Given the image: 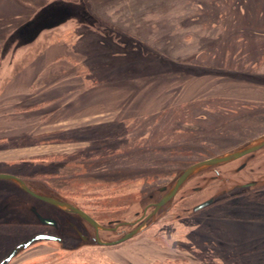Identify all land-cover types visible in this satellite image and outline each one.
<instances>
[{
    "label": "rangeland",
    "instance_id": "obj_1",
    "mask_svg": "<svg viewBox=\"0 0 264 264\" xmlns=\"http://www.w3.org/2000/svg\"><path fill=\"white\" fill-rule=\"evenodd\" d=\"M49 1L0 0V53L14 29L23 28L22 38L38 30L42 18L32 22L30 16L35 6ZM61 1L58 8L67 14L82 2L103 34L71 20L37 33L29 47L12 56L4 50L0 66L15 68H0V124L30 132L9 139L0 133V147L20 146L14 162L50 153L57 162L60 153L79 148L102 155L92 172L73 158L44 168L62 172L55 176L64 178L50 181L68 192L67 202L102 220L120 212L108 208L119 202L127 205L126 217L132 220L158 201L159 188L169 186L183 168L264 135V0ZM41 52L43 68L34 79ZM118 82L126 83L111 86ZM93 86L108 90L97 93ZM30 103L39 104L30 109ZM7 113L14 122L6 120ZM37 145L45 147L37 150ZM252 180L251 190L264 186V147L199 172L176 194L172 210L112 247H79L62 214L15 189L43 215L55 217L62 235L73 238L65 249L36 244L10 264H167L175 258L193 264H264V198L234 197L191 212L209 198L220 200L223 188ZM99 235L103 241L112 238ZM212 240L221 246L215 248Z\"/></svg>",
    "mask_w": 264,
    "mask_h": 264
},
{
    "label": "flooded vegetation",
    "instance_id": "obj_2",
    "mask_svg": "<svg viewBox=\"0 0 264 264\" xmlns=\"http://www.w3.org/2000/svg\"><path fill=\"white\" fill-rule=\"evenodd\" d=\"M60 2H61V0H51L47 3L39 4V5H37V8H35L36 10L35 11L33 10L32 15L30 17H32L36 12H38V10H42L39 14L40 15L44 14V15L42 17H40V15H38V17L42 18V20H43L41 25L46 20H49L52 23L54 22L55 23L54 25H56L57 27H59L63 24L69 23L71 21V18H65V13L62 12L60 10V8H58L59 7L58 5H60ZM74 5L76 6L74 14L76 12L81 13V11H79V10L81 9L82 2L78 1ZM80 13H79L80 18L76 17V18H78V20L76 22L80 26L90 28L91 30L95 29V30L99 31L98 30L99 26L95 20H92V18H90L89 16H85L82 13L81 14ZM41 25L39 26L38 29H40ZM14 30H13V33L17 31V30L16 31H14ZM99 32H101L103 34L102 31H99ZM11 35L12 36H10V37H12V38L9 39L10 40L9 44L6 46L7 47L6 52L8 54H11V56L14 55L19 49H26L27 47H29V45H31L34 42V39H31V40L28 39V41H26V44L21 45V41L25 38H22L19 35H14V36H13V34H11ZM28 36L29 35H27L26 37H28ZM36 36H38V35H36ZM23 42H25V40ZM0 68H2L3 70H9L10 71L11 69L15 68V66H0ZM100 86H102V85H100ZM93 88H95V89H93ZM100 88H102V87L93 86L91 91L98 89L97 90V93H98V92H101L102 90H108V88L103 87L99 91ZM106 154H109V153H106ZM59 155L61 156L62 159L57 161V162L51 160V159H53L52 158L53 155L51 153L50 154H44V155L30 156V157H28V159L22 158V159L18 160L17 162H14V161L6 162L7 164L3 163L5 165L2 166V167L5 166V169H1L2 167L0 168V174H6V175H10V176H14V177L18 178L20 181H22L24 183V185L30 191H32L35 194L50 195L47 191H42V190H38L35 188L34 184L39 183V184L43 185L44 186L43 188H45L46 190L50 189L53 192L59 194V196H55V195H50V196H55V197L59 198L60 200L67 202L64 199L68 197L67 196L68 192L65 191V189L62 188L60 185L57 186L54 184V182H51V181H53V179H59L60 180L61 178H64L62 176L63 174L61 176H57V177L55 176L56 174L62 173V172L52 171V170H51V172H47L44 170V168L45 169L48 168V166H49L48 164H51V163L52 164L58 163V165L64 164L67 161L66 158H68V159L73 158L75 164L77 163L78 165H85L87 167V169L92 172L91 167L94 164H96V162H99V160H100L99 157L102 155H100L99 153H96V155H94L91 148L86 152H83V150L79 148L78 152L60 153ZM84 163H87L88 165H86ZM64 167H66V166H64ZM39 168H42L44 171H42ZM242 168H243L242 170L245 169L244 166ZM50 178L52 179L51 181H50ZM250 181L244 182L243 185H241L240 183L237 182L238 185L237 186L234 185L232 188L231 187L228 188L229 189L228 191L226 190L227 188L226 189L223 188V191H221L223 194L217 197V199H220V200L213 202L209 206L224 203V202H226L229 199L234 198V197H237L238 199H239V197L247 198V199H251L253 197L264 198V186L257 187L255 189L251 190L248 186H245ZM15 189L19 190L21 193L25 194L27 197H29L33 200L45 203V202L35 198L31 194L27 193L23 189H21L19 187V185L16 184L15 182H13L11 180H0V239H2V241L5 244V246L0 245V262L7 256V254L15 246L20 244L25 239H27L31 236H34V235H49V236L56 238V240L37 242V243L29 246L25 250L19 252L16 256L11 258L7 264H10L13 260L18 258V256H20V254L27 251L28 249L35 246L36 244L52 243V244H56L59 247H62L64 249L70 248L68 246V243L70 242V244H71V240L69 241V239L73 238V236L71 234L65 235V233H64V235H62V233L60 231V229H61L60 225L61 224L58 222V220L55 217L43 215L37 208H35L32 205L30 200L26 199L23 195H19V194L15 193ZM205 190L210 192V193L213 191L212 186L206 187ZM224 190H226V191H224ZM243 190H246V191L243 192ZM236 191H237V193H236ZM69 203H71V202H69ZM45 204H48V203H45ZM71 204L73 207H76L77 209L81 210L83 213H85L87 216H89L92 220H94L99 226H101L103 228V229L98 228L96 230L91 224H89L81 216H79V215H77V214H75L69 210H61V209H58V208L48 204L51 207H53L54 210H56L57 212H59L60 214L63 215L62 220H63L64 225H67L70 228L73 235L79 241V244L81 243L80 236H84L86 238V240L91 241V242H95L96 237H98L101 241H103L101 239V236L99 235L100 232L101 233L102 232L107 233V234L111 235L112 238L109 241H114V240L118 239L120 236L129 232L130 230L136 228L142 222V220L145 219L153 210V207L150 205L149 207H146L142 212H135L134 218L132 220H129L126 217L128 215V211H127L128 207H126L127 205L124 206L123 204L121 205V203L118 202L116 206H112V207L109 206L108 208L117 209L120 212H118L117 215L111 214L109 216H106V219L102 220L101 218H97V216H94V214L92 212L86 210L85 207H83L82 205H79L77 202L76 203L72 202ZM109 205H110V203H109ZM175 205L176 204H171L167 210H166L167 206L160 208L157 212V217L160 216L162 213H164V211L168 213L170 210H172L175 207ZM124 209H126V210H124ZM181 209L183 210L184 208H181ZM260 209H263V208H260ZM35 213H38L43 218L53 220L54 224L53 225H44V224L39 223L37 218H36ZM66 216L69 217L68 220L66 219ZM71 220H75V221H71ZM133 222H135V224H133V225H125L124 224V223H133ZM35 229H38V230L43 229V231L41 230V231L33 232V230H35ZM44 230H47V231H44ZM129 240L130 239L123 241L119 244H122L124 242L129 241ZM12 241H13V243H12ZM8 242H11V243L8 244ZM103 242H108V241H103ZM211 243H213L214 246H217L215 248H218L219 246H221L219 240H212ZM119 244H116V245H119ZM116 245H110V246L99 245V247H112V246H116ZM85 246H96V245H85ZM81 247H83V246H81ZM212 256L217 257V254H214V255L212 254ZM191 257H193V256H191ZM193 258H195V257H193ZM186 260L187 259H182L179 261L178 259L175 258L174 260H169V261L167 260L168 261L167 264H171V263L177 264L179 262L180 263L193 264V261H189V260L186 261ZM246 264H248V263H246Z\"/></svg>",
    "mask_w": 264,
    "mask_h": 264
},
{
    "label": "water",
    "instance_id": "obj_3",
    "mask_svg": "<svg viewBox=\"0 0 264 264\" xmlns=\"http://www.w3.org/2000/svg\"><path fill=\"white\" fill-rule=\"evenodd\" d=\"M43 15L44 14H41L40 17H42ZM36 19H37V16H35V18L32 22H34ZM28 25H29V23L26 25V27ZM22 30H23V28L18 30L17 34ZM18 35L20 36V34H18ZM5 45L3 46V49L1 50L0 57H3V55H4ZM35 64L36 65H35V70H34V78L37 77V75L39 74V72L41 71V69L43 67V55H40L37 58ZM124 83H126V82L113 83V84H111V86L121 85ZM44 101H47V100H39V103L44 102ZM38 104H36V105H38ZM36 105H35V103H30L27 106L29 108H32ZM263 147H264V135L253 140V141H251V142L244 144L243 146L237 148L234 151L225 152V153H222L220 155H217V156H214V157L193 163V164L183 168L182 170H180L176 174V176L171 181L169 186L159 188V192L162 194L161 197L158 199V201H156L155 203H153L151 205L153 207L152 212L145 219H143L142 222L136 228H134V229L130 230L129 232L125 233L124 235L120 236L118 239H116L114 241H108V242H103L98 237H96L95 242H91V241L86 240V238L84 236H80L81 243L79 244V247L85 246V245H96V246H99V245H101V246L116 245V244H119L123 241H126L128 239H131V238L141 234L142 232L147 230L150 226H152L156 222L157 212L160 208L167 206L166 207V210H167L170 207L172 200L175 198L176 194L179 192L181 187L191 179V177L195 176L196 174H198L199 172H201L207 168L219 166L222 164L231 163V162L238 160L244 156H247V155H250L256 151H259ZM0 180H11V181L15 182L16 184H18L21 189H23L27 193L31 194L35 198H37V199H39L45 203H48V204H50V205H52L58 209L69 210V211L81 216L84 220H86L89 224H91L96 230L98 228L103 229L94 220H92L89 216H87L85 213H83L81 210L77 209L76 207H73L72 204L69 202H65L63 200H60L59 198H57L55 196L35 194L32 191H30L24 185V183L22 181H20L18 178L14 177V176L6 175V174H0ZM255 184H256V182L253 181V182H249L245 186L252 187ZM213 202H214V198H209V199H207L201 203L196 204L192 208L191 212L195 213V212L209 206ZM35 215H36L38 222L41 224H44V225H53L54 224L53 220L43 218L38 213H35ZM124 224L125 225H133V224H135V222L124 223ZM51 240H56V238L49 236V235L31 236V237L25 239L24 241H22L17 246H15L7 254V256L0 262V264H7L10 261V259L13 258L14 256H16L19 252L25 250L26 248H28L29 246H31L37 242L51 241Z\"/></svg>",
    "mask_w": 264,
    "mask_h": 264
},
{
    "label": "crops",
    "instance_id": "obj_4",
    "mask_svg": "<svg viewBox=\"0 0 264 264\" xmlns=\"http://www.w3.org/2000/svg\"><path fill=\"white\" fill-rule=\"evenodd\" d=\"M41 55H43V61H44V57H45L44 53L41 52ZM34 70H35V68H34ZM41 71H42V69H41ZM40 72H39V74H40ZM38 75H37V77H38ZM33 77H34V74H33ZM37 77H35L34 79H36ZM7 112H9V110ZM75 113H76V111H75ZM1 114H2V111H1V108H0V118L2 117ZM7 114L8 115H6V116L4 115L6 117V120L8 118V119L11 120L10 122H14V120L12 119V116H13L12 113H7ZM13 118L17 119V117H13ZM0 123H1V120H0ZM79 126H81V124H78V126H76V127H79ZM23 127H26V126H23ZM25 129H27V128H25ZM29 130L30 129L24 130L23 128H19V126H14L12 124L11 125L7 124V125H4V126H1V124H0V133L4 132V134H6V135L3 136V138H6V139H9V138H12V137H16L17 135H19L21 133L22 134H29V132H30ZM67 145H68L67 143H63L60 146L65 148V150H66L68 148ZM44 147H45L44 145H37L36 149L39 150L40 148H44ZM52 147H54V146H52ZM9 149L10 148L3 149L2 147H0V164H1V162L6 163V162L13 161L12 159L14 158L13 157L14 154L21 150L20 146H14V147L11 146V149L10 150ZM1 157H3V158H1Z\"/></svg>",
    "mask_w": 264,
    "mask_h": 264
},
{
    "label": "trees",
    "instance_id": "obj_5",
    "mask_svg": "<svg viewBox=\"0 0 264 264\" xmlns=\"http://www.w3.org/2000/svg\"><path fill=\"white\" fill-rule=\"evenodd\" d=\"M62 3V1L60 2V4ZM33 4V3H32ZM36 8H37V6H35ZM36 9H34V11H35ZM42 10H38V12H36L32 17H35V16H37L38 17V15H40L39 13L41 12ZM79 11H81V13L83 14V15H85V16H89L87 13H86V11H85V9H84V6L82 5L81 6V9L79 10ZM79 13L80 12H76L75 14L73 13V14H67V13H65V18H71V20H75V21H77L78 20V18H76V17H79L80 15H79ZM80 13V14H81ZM78 14V15H77ZM90 17V16H89ZM80 18V17H79ZM55 23L53 22H50L49 20H46V21H44V23L41 25V27H40V29H38L37 31H35L34 33H32V34H30L28 37H26L25 39H23L22 41H21V45H24V44H26V41H28V39L29 40H31V39H36V35H37V32L38 33H40V32H42V31H49V30H53L54 28H56L57 26L56 25H54ZM13 34V36L14 35H18L17 34V31L16 32H14V33H12ZM10 36H12V35H9L7 38H5L4 39V41H3V43L2 44H6L5 45V47H4V50L6 51V46L9 44V39L10 38H12V37H10ZM25 40V42H23ZM6 41V42H5ZM8 55H10V54H8Z\"/></svg>",
    "mask_w": 264,
    "mask_h": 264
},
{
    "label": "bare ground",
    "instance_id": "obj_6",
    "mask_svg": "<svg viewBox=\"0 0 264 264\" xmlns=\"http://www.w3.org/2000/svg\"><path fill=\"white\" fill-rule=\"evenodd\" d=\"M39 1H40V0H39ZM209 5H210V4H209ZM213 10H214V9H213ZM3 14H4V13H3ZM257 17H258V16H257ZM256 20H257V19H256ZM242 38H243V37H242ZM237 39H238V38H237ZM226 43H227V42H226ZM68 49H69V48H68ZM69 50H70V49H69ZM71 51H72V50H71ZM64 63H65V62H64ZM227 65H228V64H227ZM232 66H233V65H232ZM221 68H222V67H221ZM68 69H69V67H68ZM73 70H74V69H73ZM47 71H48V70H47ZM62 71H63V70H62ZM44 73H45V72H44ZM50 75H51V74H50ZM42 76H43V75H42ZM42 76H41V77H42ZM51 76H52V75H51ZM67 76H68V75H67ZM53 77H54V76H53ZM38 79H39V78H38ZM208 80H210V79H208ZM213 80H214V79H213ZM198 82H200V81H198ZM204 82H205V81H204ZM204 82H203V83H204ZM206 82H207V81H206ZM226 82H228V81H226ZM232 82H234V81H232ZM73 83H74V82H73ZM229 83H231V82H229ZM76 84H77V81H76ZM227 84H228V83H227ZM227 84H226V85H227ZM73 85H74V84H73ZM201 85H202V84H201ZM229 85H230V84H229ZM81 86H83V85H81ZM199 86H200V84H199ZM230 86H231V85H230ZM59 87H60V86H59ZM79 87H80V86H79ZM79 87H77V88H79ZM167 87H168V86H167ZM167 87H165V88H167ZM198 88H199V87H198ZM220 88H221V87H220ZM222 88H223V87H222ZM224 88H225V87H224ZM163 89H164V88H163ZM225 89H226V91H227V87H226ZM83 90H84V89H83ZM164 90H166V89H164ZM196 90H197V89H196ZM218 90H219V89H218ZM234 90H235V89H234ZM81 91H82V90H81ZM160 91H161V90H160ZM192 93H193V92H192ZM229 93H230V92H229ZM75 94H76V93H75ZM156 94H157V93H156ZM159 94H160V93H159ZM196 94H197V93H196ZM71 96H72V95H71ZM153 96H154V94H153ZM153 96H152V97H153ZM155 98H156V96H155ZM70 99H71V98H70ZM157 99H158V98H157ZM159 99H160V98H159ZM143 106H144V105H143ZM158 106H159V105H158ZM0 107H1V106H0ZM144 107H145V106H144ZM1 109H2V108H1ZM107 110H108V108H107ZM140 111H141V110H139V112H140ZM128 117H129V116H128ZM60 118H61V117H60ZM155 118H156V117H155ZM155 118H154V119H155ZM168 119H169V118H168ZM9 123H10V121H9ZM155 123H156V122H155ZM157 123H158V122H157ZM149 125H150V124H149ZM153 125H154V124H153ZM158 126H159V125H158ZM159 127H160V126H159ZM171 129H172V128H171ZM123 159H125V158H123ZM126 161H127V160H126ZM126 161H125V162H126ZM115 162H116V161H115ZM118 162H119V161H118ZM122 162H123V161H122ZM119 163H120V162H119ZM107 165H108V164H107ZM95 167H96V166H95ZM99 167H100V166H99ZM97 168H98V167H97ZM90 169H91V168H90ZM84 170H85V169H84ZM81 171H82V170H81ZM84 173H85V172H84ZM79 187H80V186H79ZM79 187H78V188H79Z\"/></svg>",
    "mask_w": 264,
    "mask_h": 264
}]
</instances>
